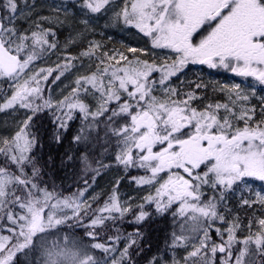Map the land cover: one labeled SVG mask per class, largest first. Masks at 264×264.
Returning <instances> with one entry per match:
<instances>
[{
  "label": "snow or ice",
  "instance_id": "6c2138e0",
  "mask_svg": "<svg viewBox=\"0 0 264 264\" xmlns=\"http://www.w3.org/2000/svg\"><path fill=\"white\" fill-rule=\"evenodd\" d=\"M49 7L54 20L41 17L23 29L19 20L30 19L25 9L31 13L35 4L0 0V81L10 92L0 98V112L24 110L15 128L0 135V264H135L142 234L138 228L128 233L121 248L118 222L132 214L131 223L141 224L168 213L173 231L148 264H264V217L250 221L243 237L237 221L215 226L217 220L227 223L220 207L227 208L238 191L241 207L264 209V190L253 187L256 181L264 184V96L256 93L257 85L264 87V0H58ZM61 13L65 20L69 13L78 17L85 31L107 17L105 26L135 29L144 48L104 51L99 42H89L81 56L97 61L95 71L78 76L69 94L53 102L44 95L49 78L59 71L51 83L60 80L75 58L33 69L59 50L55 30L44 21L61 23ZM190 65L252 83L221 84L228 103L201 108L196 102L203 81L194 89L192 82L186 89L172 84L174 78L185 84L181 77ZM252 97L259 103L251 104ZM75 113L82 125L73 142L86 151L78 161L66 154L61 163L78 162L84 186L63 195L46 179L48 163L37 154V121L51 115L59 144V130L68 129ZM101 122L115 150L109 163L93 168L87 148ZM113 163L126 173L142 172L131 176L148 189L138 211L131 197L121 199L120 179L102 206L93 207L101 196L89 198L87 177L91 173L94 182ZM109 222L116 235L107 230Z\"/></svg>",
  "mask_w": 264,
  "mask_h": 264
},
{
  "label": "rangeland",
  "instance_id": "374dc122",
  "mask_svg": "<svg viewBox=\"0 0 264 264\" xmlns=\"http://www.w3.org/2000/svg\"><path fill=\"white\" fill-rule=\"evenodd\" d=\"M58 2V0H28V4L32 5L35 4V8L32 9L31 13H28V11L25 9V15H30V19L25 21L23 18L19 20V24H23V29H27L30 26H32L34 23L40 21L41 17H52L53 20L55 18V14L52 12L49 5ZM119 2V0H117ZM21 7H23V0H21ZM107 17L105 18H98L93 23L95 25V29L85 31L83 27L79 23V18H74L71 13L68 14V18L65 20V14H60V21L61 23H55V22H49L44 21L45 26H50L54 30H56V39L59 44V50L55 53L47 55L42 61L37 63L35 65V70L44 67H51L55 68L58 61H62L65 56H71V55H65V52L67 53L71 48H77L76 49V55H74V66L69 70L64 72V75L61 77L60 80L56 81L54 84L51 83L52 80H54L56 75H59L57 72L53 73V76L51 77L49 87L47 90L46 98H50L53 100V102L57 100H61L64 98V96H67L69 92L71 91V87L74 86V81L77 79L78 76L87 74L89 71H95L96 63L97 61L95 59H89L87 56H81V53L85 51L88 48L89 42H80L82 39L86 38L88 35H97L100 38H103L105 42L101 40H95L91 39L90 42H99L102 46V49L104 51H112L113 49L117 50H126L125 46L129 47H136V48H144V41L135 34V29L127 30L122 24L119 26H105V21ZM82 34V35H81ZM80 42V43H79ZM106 43L109 44V47L106 46ZM119 46V47H118ZM122 48V49H119ZM82 50V51H81ZM129 55H131L129 53ZM34 70V69H33ZM228 73V72H225ZM232 75V74H231ZM183 80V79H181ZM204 83L207 85L212 84L213 87H210V91H212L215 94H222L223 100L219 101V103H228V98L225 93H222L219 91V85L221 84H229L232 82H237L233 79H228L225 82H221L219 79H203ZM181 81L175 80V78L172 81L173 86H181ZM2 83H5L4 90H0V98H2L6 93L7 95H10V92H7L8 85H6V82L0 81V85ZM238 83H241L245 88H247L252 81L249 80H243L239 81ZM203 89V88H201ZM200 90V89H199ZM208 91V89H207ZM256 93L257 97L264 96V87L257 85L256 86ZM257 97H252L250 103L251 104H258L259 100ZM93 104L95 102L93 101ZM257 112H259V109L257 108ZM79 114V113H78ZM80 116V115H79ZM24 118V110H18L17 112H0V135H7L10 133L14 128L15 124L19 123ZM115 150V147H114ZM123 172H117L114 169L111 168H105L102 169L100 172V175L96 177L95 181L92 182V174H90L89 182L91 187L89 189V198L94 195L101 196L100 204L99 201L93 205V207H99L102 206L105 199H107L108 195L111 193L112 188L115 186V182L117 179H120L119 184V195L122 200L127 201L130 197L131 203L134 205H139L142 203L144 196L148 194L147 188H139L135 183L131 182V176H137L142 174V172L136 170V169H129L128 173L125 172V170L120 167ZM124 175L127 178H124ZM84 186V185H82ZM253 187L257 191L264 190V184H262L259 181L253 182ZM154 191V190H153ZM106 193V197L103 199V194ZM206 196H211L212 193L205 189ZM240 194V191L233 194L232 197H236ZM245 194L246 198L250 196V193L243 192ZM254 199V196L252 197ZM258 208H261L259 205H254ZM147 207V206H146ZM153 207V206H152ZM237 208H241V205L239 204ZM255 210H263L264 209H257ZM220 211L225 215L226 221L222 222L217 220L216 221V227H223L227 228L228 225L233 222L239 220L236 219V217H233L229 213L227 209H224L223 206L220 207ZM260 216L257 212L254 213L253 218L251 221H255L256 219L260 218ZM242 224V223H240ZM258 227V224H253L252 231L255 232L256 228ZM248 228H249V222H246L242 229L238 230V235L240 237H243L248 234ZM213 237L218 239L216 237L215 232H213ZM124 246L123 242H121L120 247L122 248ZM219 258V257H218Z\"/></svg>",
  "mask_w": 264,
  "mask_h": 264
},
{
  "label": "trees",
  "instance_id": "16d2710c",
  "mask_svg": "<svg viewBox=\"0 0 264 264\" xmlns=\"http://www.w3.org/2000/svg\"><path fill=\"white\" fill-rule=\"evenodd\" d=\"M19 25L23 27V24ZM91 39L101 40L105 42L103 38H100L99 36L94 34L88 35L80 42H90ZM106 46L109 47V44L106 43ZM76 49L77 48H71L67 53L65 52V55H71V57L74 58V55H76ZM56 72L59 74V71ZM50 80L51 77L49 78L48 87L50 86ZM4 87L5 83H2L0 85V90L3 91ZM48 87L44 92L45 97ZM207 94L208 92L206 89L204 90V95L207 96ZM37 125L39 126L40 135V145L38 146L37 154L42 158L43 162L48 163V167L45 169L46 179L50 184L54 183L57 186V191L62 193L63 195H70L72 193H75L77 191V185H79L80 187H83L82 185H84L83 173H81L80 171L81 166L78 162L75 164L68 163L67 166H64L61 162L62 160L67 162L66 154L76 156L78 161L79 157L86 151L83 144L78 145L73 142V136L76 135L82 125L79 114L75 113V118L69 121V127L67 130H59L63 136V141L59 144H57L53 139V133L56 131V129L53 124V118L50 114L47 116H43L41 120L37 121ZM114 147V141L110 142L105 138L104 123L101 122L98 130V136L97 130L93 129L92 140L87 148V152L89 153L90 159L92 161V167L97 168L99 166L98 162L109 163V157L114 155ZM0 159H2V157H0ZM111 169H114L117 172H123V170L121 168L118 169L114 163ZM90 174L91 173H89L87 177L88 180L91 177ZM124 178L127 177L124 175ZM243 195L245 196V194ZM102 196L104 199L106 197V193H104ZM100 201L101 199L99 200L98 204H100ZM239 201L240 194L236 197H232L231 195L227 202L228 207L223 208L227 209L229 213L233 215V217H236V219L239 220V223H242V226L246 222H250L252 220L255 212L264 217V211L255 210V208L261 209L256 206H253L251 208H237L240 204ZM136 206H138V204L134 205V211H138V208H136ZM146 210L149 212H154V206L146 207ZM133 219V215L129 214L123 221L118 222L117 227L122 234L121 242H123V244L127 243L126 237L128 233H133L138 228L142 235L138 238L139 246L135 247V250L133 252V259L135 261V264H148V260L153 254L156 253L157 249L164 247L165 238L168 237L173 231L172 216L171 213H168L163 217L153 215L151 218L145 220L141 224L131 223ZM107 230H110L112 235H116V231L115 229H113L111 222H109ZM76 231L78 234H82L83 230L80 229ZM104 231L105 230L101 231V235L104 234ZM141 248L143 249L142 253L140 252Z\"/></svg>",
  "mask_w": 264,
  "mask_h": 264
},
{
  "label": "flooded vegetation",
  "instance_id": "af4514ba",
  "mask_svg": "<svg viewBox=\"0 0 264 264\" xmlns=\"http://www.w3.org/2000/svg\"><path fill=\"white\" fill-rule=\"evenodd\" d=\"M219 79L221 82H225L228 79H233L236 80L237 82L243 81L242 78L240 77H234L231 75V73H225L223 70L216 71V70H209L206 68V66H200V65H190L188 70H186L185 75L181 77L183 81H185V84L181 85L182 88H187V82H192V88H195V82H200L203 81V79ZM251 78H249L247 81L249 82ZM181 83V82H180ZM203 84L205 87H202V89L197 91V95L201 97L196 102V106L203 108L207 104H216L219 101L223 100V95L220 94H215L212 91H210V87H213L212 84L207 85L206 83ZM208 89V94L207 96L204 95V90Z\"/></svg>",
  "mask_w": 264,
  "mask_h": 264
}]
</instances>
